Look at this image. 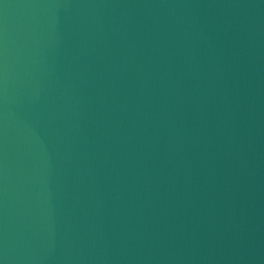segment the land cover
<instances>
[{
	"label": "water",
	"instance_id": "water-1",
	"mask_svg": "<svg viewBox=\"0 0 264 264\" xmlns=\"http://www.w3.org/2000/svg\"><path fill=\"white\" fill-rule=\"evenodd\" d=\"M0 264H264V0H0Z\"/></svg>",
	"mask_w": 264,
	"mask_h": 264
}]
</instances>
